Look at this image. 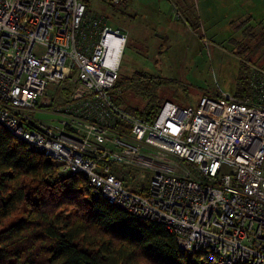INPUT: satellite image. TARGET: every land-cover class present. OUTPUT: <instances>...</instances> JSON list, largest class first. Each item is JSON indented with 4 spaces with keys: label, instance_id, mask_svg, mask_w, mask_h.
I'll return each instance as SVG.
<instances>
[{
    "label": "built area",
    "instance_id": "obj_1",
    "mask_svg": "<svg viewBox=\"0 0 264 264\" xmlns=\"http://www.w3.org/2000/svg\"><path fill=\"white\" fill-rule=\"evenodd\" d=\"M126 42L80 0H0L1 126L108 203L163 224L179 250L264 264L262 73L248 95L166 100L143 121L108 94ZM50 85L67 90L57 104ZM42 110L56 119L35 120ZM110 164L150 171L148 188L127 189Z\"/></svg>",
    "mask_w": 264,
    "mask_h": 264
},
{
    "label": "trees",
    "instance_id": "obj_2",
    "mask_svg": "<svg viewBox=\"0 0 264 264\" xmlns=\"http://www.w3.org/2000/svg\"><path fill=\"white\" fill-rule=\"evenodd\" d=\"M239 71L242 93L251 73L243 63ZM128 81L141 104L117 101L116 83L112 102L151 121L166 101H157L159 83L140 72ZM63 174L0 124V264H211L202 252L179 250L163 224L95 195L84 174Z\"/></svg>",
    "mask_w": 264,
    "mask_h": 264
},
{
    "label": "rangeland",
    "instance_id": "obj_3",
    "mask_svg": "<svg viewBox=\"0 0 264 264\" xmlns=\"http://www.w3.org/2000/svg\"><path fill=\"white\" fill-rule=\"evenodd\" d=\"M80 1L89 15L127 35L113 88L114 98L127 108L142 102L129 87L137 72L159 83L157 101L192 108L202 95H248L246 86L238 93L240 63L248 75L257 71L264 79V0ZM42 51L34 47V52ZM49 92L57 104L67 90L50 85ZM34 118L51 123L56 115L42 110ZM110 172L127 189L143 193L148 188L150 171L110 164Z\"/></svg>",
    "mask_w": 264,
    "mask_h": 264
},
{
    "label": "crops",
    "instance_id": "obj_4",
    "mask_svg": "<svg viewBox=\"0 0 264 264\" xmlns=\"http://www.w3.org/2000/svg\"><path fill=\"white\" fill-rule=\"evenodd\" d=\"M173 12V11H172Z\"/></svg>",
    "mask_w": 264,
    "mask_h": 264
}]
</instances>
